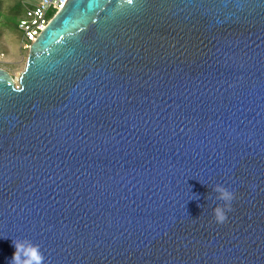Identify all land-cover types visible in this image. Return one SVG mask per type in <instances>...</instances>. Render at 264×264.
Listing matches in <instances>:
<instances>
[{
    "label": "water",
    "instance_id": "obj_1",
    "mask_svg": "<svg viewBox=\"0 0 264 264\" xmlns=\"http://www.w3.org/2000/svg\"><path fill=\"white\" fill-rule=\"evenodd\" d=\"M25 238L45 264H264V0H68L17 84L0 66V264Z\"/></svg>",
    "mask_w": 264,
    "mask_h": 264
},
{
    "label": "rangeland",
    "instance_id": "obj_2",
    "mask_svg": "<svg viewBox=\"0 0 264 264\" xmlns=\"http://www.w3.org/2000/svg\"><path fill=\"white\" fill-rule=\"evenodd\" d=\"M35 1L0 0V66L15 80L24 69L30 52L23 47L18 18L24 7Z\"/></svg>",
    "mask_w": 264,
    "mask_h": 264
},
{
    "label": "clouds",
    "instance_id": "obj_3",
    "mask_svg": "<svg viewBox=\"0 0 264 264\" xmlns=\"http://www.w3.org/2000/svg\"><path fill=\"white\" fill-rule=\"evenodd\" d=\"M217 195L216 200L223 201L213 208V217L217 223H224L227 220V212L232 210L231 203L235 199L234 192L223 185L216 184L211 188ZM15 251L8 261V264H45V256L40 249V245L31 240L15 239L12 240Z\"/></svg>",
    "mask_w": 264,
    "mask_h": 264
},
{
    "label": "built area",
    "instance_id": "obj_4",
    "mask_svg": "<svg viewBox=\"0 0 264 264\" xmlns=\"http://www.w3.org/2000/svg\"><path fill=\"white\" fill-rule=\"evenodd\" d=\"M68 0H37L26 5L18 18V28L22 35L25 49L38 38L53 16L58 13Z\"/></svg>",
    "mask_w": 264,
    "mask_h": 264
},
{
    "label": "snow or ice",
    "instance_id": "obj_5",
    "mask_svg": "<svg viewBox=\"0 0 264 264\" xmlns=\"http://www.w3.org/2000/svg\"><path fill=\"white\" fill-rule=\"evenodd\" d=\"M129 2H131V0H129Z\"/></svg>",
    "mask_w": 264,
    "mask_h": 264
},
{
    "label": "trees",
    "instance_id": "obj_6",
    "mask_svg": "<svg viewBox=\"0 0 264 264\" xmlns=\"http://www.w3.org/2000/svg\"><path fill=\"white\" fill-rule=\"evenodd\" d=\"M23 11V10H22ZM22 11H21V13H22Z\"/></svg>",
    "mask_w": 264,
    "mask_h": 264
},
{
    "label": "bare ground",
    "instance_id": "obj_7",
    "mask_svg": "<svg viewBox=\"0 0 264 264\" xmlns=\"http://www.w3.org/2000/svg\"><path fill=\"white\" fill-rule=\"evenodd\" d=\"M17 81V80H16Z\"/></svg>",
    "mask_w": 264,
    "mask_h": 264
}]
</instances>
